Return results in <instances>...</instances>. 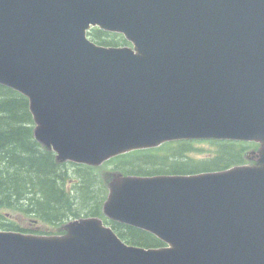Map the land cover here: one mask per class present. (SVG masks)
Instances as JSON below:
<instances>
[{"label":"water","instance_id":"water-1","mask_svg":"<svg viewBox=\"0 0 264 264\" xmlns=\"http://www.w3.org/2000/svg\"><path fill=\"white\" fill-rule=\"evenodd\" d=\"M93 28L131 46H102ZM0 84L29 101L56 162L101 167L191 140L259 144L253 164L113 173L100 218L56 236L0 231V264H264V0H0Z\"/></svg>","mask_w":264,"mask_h":264},{"label":"trees","instance_id":"trees-1","mask_svg":"<svg viewBox=\"0 0 264 264\" xmlns=\"http://www.w3.org/2000/svg\"><path fill=\"white\" fill-rule=\"evenodd\" d=\"M95 42L102 46H109L102 41L110 38L111 34L94 30L90 33ZM100 40V41H96ZM114 41V40H113ZM127 44L126 40H123ZM112 45V44H111ZM118 47V46H114ZM34 120L30 112L29 101L16 91L0 85V210L12 209L18 218H30L43 224L60 228L72 218H78L89 209L92 217L103 218V201L105 199L108 182L112 175L106 178L92 170L80 169L72 164L79 178L74 189L81 197L74 196V189L69 187L73 182L69 166L58 164L53 152L44 149L33 137ZM197 142H181L175 149L177 156L166 166V157L156 155V150L141 151L122 156L119 160V170L127 175L155 176L162 174L186 175L203 172H215L230 169L246 163V155L254 145L237 142H215L223 145V150L211 158H202L197 163L188 158L193 145ZM172 150V148H171ZM148 152L151 157L139 161L127 157L134 154ZM170 153V152H169ZM154 154V155H153ZM116 159V160H118ZM132 161L137 162L133 167ZM203 169H200V167ZM130 167V168H125ZM166 168H168L166 170ZM106 173V172H104ZM103 173V174H104ZM98 175V177H96ZM95 187L98 188L96 196ZM106 201V200H105ZM80 202V206H78ZM6 216V215H4ZM0 219L4 217L0 214ZM111 226L119 237L129 245L144 248H160L164 243L153 235L111 222ZM0 227H13L10 222L1 223ZM8 230L27 232L19 224L16 229Z\"/></svg>","mask_w":264,"mask_h":264},{"label":"rangeland","instance_id":"rangeland-1","mask_svg":"<svg viewBox=\"0 0 264 264\" xmlns=\"http://www.w3.org/2000/svg\"><path fill=\"white\" fill-rule=\"evenodd\" d=\"M94 30H97V29H93L92 31H94ZM89 38L91 40H95L93 37H89ZM123 40H124V38L120 35H111V37L109 39L108 38L102 39V41L105 42L109 46H119V47L126 45ZM96 41H100V40H96ZM33 126H34V124H33ZM223 145L224 144H221V143H215L214 141H197V143L193 145V147H194L193 151L188 153L187 156H188V158L195 160V163H197L202 158H205V157L211 158L213 156L218 155L223 150ZM245 146L249 147V145H247V144ZM171 148H172V150H171ZM176 148L178 150V145L175 143H171L169 145L165 144V145H163V147L156 149V152H158V153H156V155H163L164 157H166L165 165L169 166L170 161H174L176 158H178L177 156H173V154H175V152H176L175 151ZM151 156H152V154H149L148 152H144V154H138L137 153V154L128 156L127 158L130 160L139 161L138 160L139 158H141V160H145ZM123 159L124 158H121V159L112 161L109 164H104V166L98 170V175L102 176V174L106 171L107 172L120 171L118 169L119 168V160H123ZM132 163H133V167H135L136 166L135 164H137V162H135V161H132ZM197 167H200V166H197ZM68 168H69L68 170L70 171V175L72 176V179L74 180L73 182L69 183V187L71 189H74L75 188L74 186L78 185L77 180L79 178V175L76 174L78 169H75L73 166H69ZM125 168H130V167H125ZM167 169L168 168H166V170ZM200 169H203V167H200ZM120 172H123V171H120ZM165 174H162V175H165ZM98 175L96 177H98ZM105 190H106L107 194L105 195V199H104L103 203L107 199L108 193H109L106 186H105ZM73 191H74V196H76V197L82 196V194L79 195L75 189ZM97 191H98V188L95 187V194H94L95 196L97 194ZM98 195H99V191H98ZM78 206H80V202H79ZM0 214L4 217V219H0V224L10 222V224H12V226H13V227H0V231H3V232H19V231H13V230L6 229V228L16 229V227L19 224L23 229H25L27 231V232H19V233H23V234H27V235L56 236V235L61 234V232H59V228L43 224V223H41L37 220H34V219L23 218L24 221L22 222L21 221L22 219H17L18 215L12 209H2V210H0ZM89 214H90L89 209L87 211L83 212V208H82L81 212L79 213L80 216L77 219L72 218L71 220L67 221L66 223H69V222L75 221V220H79V219H84V218H92V216H90ZM4 215H6V216H4ZM102 215H103V218H101V219H104L105 223L110 224L111 222L105 218L103 213H102Z\"/></svg>","mask_w":264,"mask_h":264},{"label":"flooded vegetation","instance_id":"flooded-vegetation-1","mask_svg":"<svg viewBox=\"0 0 264 264\" xmlns=\"http://www.w3.org/2000/svg\"><path fill=\"white\" fill-rule=\"evenodd\" d=\"M67 166H70V164H66ZM78 167L82 170V169H88V170H92V172H97V170L96 169H94V168H92V167H89V166H86V165H78ZM22 219V218H21ZM22 222L24 221V219H22L21 220ZM108 221H110L111 222V220H109L108 219ZM113 223H117V224H119V222H115V221H112ZM120 225H121V223H120ZM127 227H131V226H128L127 225ZM132 228H134V227H132ZM136 229H138V228H136ZM138 230H140V229H138ZM141 231H143V230H141Z\"/></svg>","mask_w":264,"mask_h":264}]
</instances>
